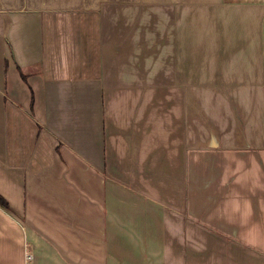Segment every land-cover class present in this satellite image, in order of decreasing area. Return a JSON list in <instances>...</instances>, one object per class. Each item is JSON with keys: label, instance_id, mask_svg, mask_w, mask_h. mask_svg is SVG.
Here are the masks:
<instances>
[{"label": "crops", "instance_id": "crops-1", "mask_svg": "<svg viewBox=\"0 0 264 264\" xmlns=\"http://www.w3.org/2000/svg\"><path fill=\"white\" fill-rule=\"evenodd\" d=\"M0 264H264V0H0Z\"/></svg>", "mask_w": 264, "mask_h": 264}, {"label": "trees", "instance_id": "trees-1", "mask_svg": "<svg viewBox=\"0 0 264 264\" xmlns=\"http://www.w3.org/2000/svg\"><path fill=\"white\" fill-rule=\"evenodd\" d=\"M0 205L7 207V201L5 200V198L1 195L0 193Z\"/></svg>", "mask_w": 264, "mask_h": 264}]
</instances>
